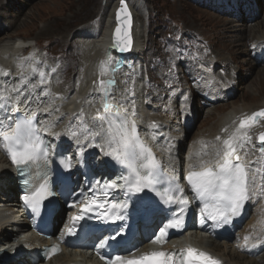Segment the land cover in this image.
Listing matches in <instances>:
<instances>
[{"label": "bare ground", "instance_id": "1", "mask_svg": "<svg viewBox=\"0 0 264 264\" xmlns=\"http://www.w3.org/2000/svg\"><path fill=\"white\" fill-rule=\"evenodd\" d=\"M224 1L221 2L222 5H224ZM255 1L258 3L257 0ZM116 6L112 8L107 26L100 39V31L97 24H82L83 26L80 25L74 32V37L80 44L81 59L83 60L82 74L80 73L81 77L79 78L81 85L75 95L74 93H71L68 97H58L56 94L51 95L49 94L50 89L47 90V86L40 82L42 72L52 76L50 74V71H52L51 59L45 62L39 57L35 58L34 65L38 69L30 68L27 72H16V74L15 72L13 73L14 70H10L12 72L0 74V91L7 90L10 92L0 99V114H2L0 116V128H2L3 134L12 133L14 112L22 110L26 115H37L44 128L51 127L54 133L47 134L46 138H55L53 143H56L58 139L62 141L65 138L76 142L77 138H79L82 142L87 143V145L85 144V150L93 148L98 151L97 149L102 146L104 138H107L112 146H119L123 137L115 122L124 117L128 123L127 126H129L127 137L137 130L139 137L148 145L150 151L154 153L163 170L169 173L171 171L176 172L175 174L171 173L174 175V179L176 175L180 177L182 173H186L187 170L193 171L196 167L214 168L223 159H228L235 150L238 151L247 168L249 176L248 188L251 197L242 210L241 216L245 217V221L239 225V229L235 233L237 239L234 240L235 242L228 244L225 240L218 241L196 233L194 236L191 235L190 241L199 246H195L196 248L204 249L212 257L219 258L223 264H258L261 259H264V145L257 143L256 136L258 132L264 130V118L255 125L250 124L247 118L250 112L256 108L264 107V103H261L262 105L255 104L256 106L253 107L251 105L232 106L230 110L223 112L216 122L208 127L212 129L211 131H207L208 128L205 129L206 131H202L203 133L207 132L204 138H191L189 145H187L188 141L184 137L185 134L183 135V132L188 127L185 124L183 125V121L179 122L180 127L177 128V132L170 131L171 135L169 133L168 135L164 132L161 133L162 126H166L162 117L157 116L148 122L142 119L145 114L149 113V109L143 100V96L142 100L139 99L141 95L137 88L138 78L133 77L132 70L129 67V65L134 64L139 59L143 50L139 45L138 33L135 30L137 29L136 26H134L133 48L130 54L119 56L111 46L110 35L115 23L114 12ZM254 17L255 21L252 22L254 24L251 23L252 25L249 26L251 27L249 28L250 31L246 27L242 31L239 30L235 37L239 41L251 40L254 45L253 49H257L260 46H264V32L258 29L260 28L259 23L262 22L260 21L261 15L256 18L257 16L254 14ZM2 25L4 33L0 35V50L3 46L2 42L7 38H12V36H8L9 33L6 31L12 29L13 24L9 22L2 23ZM244 25L246 24L244 23ZM254 27L256 29L252 30ZM77 33H81L87 38L78 39ZM12 40L4 42V45H8V48L12 51L26 43L21 39ZM238 45L242 46L244 44L238 43ZM25 50L24 48L22 49V51ZM243 50L241 49V51ZM248 63L251 65L250 68L253 65V67L260 66L264 68V63L260 64L257 60L249 58ZM119 64L121 67L118 66ZM196 66L192 67V64H188L191 70L184 74L191 77L194 71L196 73H204L201 68ZM169 67L172 69V66ZM40 68L44 71L40 70ZM163 70L165 71L166 68L164 67ZM59 72L61 73V69L57 73L54 71L53 77L56 78ZM117 74L122 79L115 80ZM128 75L131 77L127 80L125 78ZM213 75L215 76V74ZM215 79L211 80L212 86L209 85L205 88L208 90L207 93L216 94L217 91L221 90L219 88L223 87L224 91L227 92L228 98L233 96V89L229 85H233V82H235L233 81L234 78L230 81L228 80V84H225V81H220L216 76ZM176 80L169 79L168 85L172 81L176 83ZM188 80H191V78H188ZM174 83L172 85H175ZM124 84H129L135 89H123L125 88ZM188 89L190 97L198 96L201 98L202 95V98L199 99L201 103L206 104L208 100L214 101L211 97L201 94L198 90H193L191 87ZM111 90L112 92H110ZM158 90L160 92L157 97L164 92L160 88H157L154 92ZM45 91L46 94L44 95ZM16 97L17 100H15ZM47 99L61 100V103L58 101L54 103V108L60 106L59 109L47 108ZM130 99L131 101H129ZM178 100L182 99L178 98L176 100L179 103ZM158 101H162V98H159ZM180 104H183L182 101ZM212 105H215V102ZM53 111L56 115L55 119H43L44 116H49ZM181 112L182 115L179 119L183 120L184 112L182 109ZM101 113L106 115L108 126L102 125L103 118ZM61 118L65 119L60 123L59 127L55 126L54 120ZM203 119H205L202 121L204 126L210 121V116ZM168 129L173 128L169 126ZM149 130L154 131V138L149 137ZM171 136H177V138L171 140L169 139ZM131 140V142H134L133 139ZM160 146H162L164 151ZM166 156H172V159L166 160ZM6 162H8L7 157H5V153L0 148V245L7 244L13 239L15 241L20 239L19 235L26 232L27 229V223L20 217V211L16 207V199L14 200L17 183ZM17 220H19V223ZM21 220L22 222H20ZM85 257V254L77 250L63 247L56 257L43 264H83V261H85V264L93 263L91 259ZM25 261V258H20L15 262L7 261L0 262V264L25 263Z\"/></svg>", "mask_w": 264, "mask_h": 264}, {"label": "rangeland", "instance_id": "2", "mask_svg": "<svg viewBox=\"0 0 264 264\" xmlns=\"http://www.w3.org/2000/svg\"><path fill=\"white\" fill-rule=\"evenodd\" d=\"M126 1L133 16L132 30L134 31L136 26L139 45L143 48L139 59L129 65L133 77L138 78L137 88L141 95L139 99L142 100L143 96L149 109V113L144 115L143 120L148 122L157 116L162 117L166 126H162L161 133L164 132L167 135L170 131L177 132V128L180 127L179 122L183 121V125L188 127L183 135L185 134L184 137L189 145V140L193 138H204L207 132L202 131L210 127L223 112L230 110L232 106L251 105L253 107L264 103V68L253 67L254 65L250 68L251 65L248 63L254 45L251 40L239 41L235 37L239 30L242 31L246 27L250 31L249 26L254 23H246L243 17L235 16L237 7L235 8L231 0H228V6L231 8L229 10L218 0ZM257 1L256 9L262 21L258 29L264 32V0ZM116 4L117 0H0V35L4 33L2 23L13 24L12 29L6 31L12 38H7L4 42L12 39H21L26 42L13 51L2 42L0 74L12 72L10 70H14L13 73L16 74V72H27L30 68L38 69L34 65L35 58L39 57L45 62L51 59L50 74L52 76L42 72L40 82L47 86V90L50 89L51 95L56 94L58 97H68L71 93L75 95L81 85L79 78L82 74L83 60L80 44L74 37V32L77 27L83 26L82 24H97L100 39L112 8ZM255 29L254 27L252 30ZM77 34L78 39L87 38L81 33ZM238 43L244 45L241 46ZM23 48L26 50L22 51ZM241 49L244 50L241 51ZM188 64H192V67L197 65L196 67L201 68L205 73L188 77L184 74L191 70ZM118 66L121 67L120 64ZM169 66H172V69ZM59 68L61 73L59 72V75L54 78L53 72L57 73ZM212 73L220 81H225V84L234 78L233 85H229L233 89V96L227 98V92L220 90L212 94V99L217 100L207 99L206 104L201 103L199 100L201 98L198 96L190 97L188 88L193 86L203 91L204 84H209L212 77L216 80ZM130 77L128 75L125 79L128 80ZM188 78L191 80L189 81ZM116 79H122V77L117 74ZM169 79L177 80L176 83L172 81L168 85ZM124 87L123 89H135L129 84H124ZM157 88L164 91L158 97L160 91L154 92ZM9 93L7 90L0 91L1 96ZM159 98H162V101L159 102ZM178 98L182 99L178 100L179 103L176 101ZM57 101L61 103L58 99L48 100L47 108L58 110L60 106L54 108V103ZM181 101L183 104H180ZM213 102L216 106L212 105ZM180 108L184 112L183 120L179 119L182 115ZM55 116L53 111L45 117L53 120ZM207 116H210V121L203 126L202 121L205 120L203 118ZM64 119L54 120V125L59 127ZM169 126L173 129H168ZM211 130L207 129V131ZM149 134L154 138V131L149 130ZM173 138L177 136L169 137L171 140ZM235 239H237L236 236L227 243L230 244ZM263 261L264 259H261L258 264H264Z\"/></svg>", "mask_w": 264, "mask_h": 264}, {"label": "water", "instance_id": "3", "mask_svg": "<svg viewBox=\"0 0 264 264\" xmlns=\"http://www.w3.org/2000/svg\"><path fill=\"white\" fill-rule=\"evenodd\" d=\"M114 26L111 31V46L119 56L128 55L133 48V16L126 0H117L114 12ZM264 115V108L252 112L248 119L251 124H255ZM257 141L264 143V130L257 135ZM234 160L238 161V155H234Z\"/></svg>", "mask_w": 264, "mask_h": 264}]
</instances>
